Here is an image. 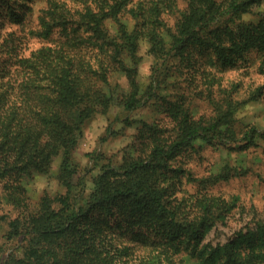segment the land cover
Returning a JSON list of instances; mask_svg holds the SVG:
<instances>
[{
    "label": "rangeland",
    "instance_id": "374dc122",
    "mask_svg": "<svg viewBox=\"0 0 264 264\" xmlns=\"http://www.w3.org/2000/svg\"><path fill=\"white\" fill-rule=\"evenodd\" d=\"M156 2L137 0L147 9ZM112 6L0 0V139L12 156L35 153L0 182V260L24 242L4 239L7 221L43 197L56 204L65 194L66 159L77 206L96 181L132 188L130 197L84 216L89 236L112 242L103 251L113 259L129 253L128 264H264V26L257 25L264 0H246L247 25L234 42L191 39L174 49L153 18L134 26L124 10L111 14ZM163 18L172 27L176 14ZM121 24L136 36L130 52ZM182 124H214L216 132L169 149ZM157 145L170 152L162 167L147 162ZM132 161L147 164L125 174ZM2 185L24 206L9 203ZM153 191L181 220L208 215L215 222L197 236L175 228V241L162 240Z\"/></svg>",
    "mask_w": 264,
    "mask_h": 264
},
{
    "label": "trees",
    "instance_id": "16d2710c",
    "mask_svg": "<svg viewBox=\"0 0 264 264\" xmlns=\"http://www.w3.org/2000/svg\"><path fill=\"white\" fill-rule=\"evenodd\" d=\"M135 1L136 4L134 0H113L110 13H123L122 10H124V13L129 14L131 20L134 21V26L143 24L144 27L150 18H153L154 25L160 28L166 37L171 38L170 49L182 47L191 39H213L217 42L216 44L221 43L220 40L234 42L239 34H243V29L247 25L242 24L244 22L241 19L242 14L249 11V8H245L246 0H184L183 9L179 8L177 0H157L149 9L144 3L137 4V0ZM164 13L174 16L176 14L172 27L168 26L164 20ZM258 16L257 25L264 26V11H258ZM97 23L99 25L101 21ZM120 29L123 30L122 39L127 45L125 49L129 52L134 50L136 36L134 33H127L122 24ZM158 40L162 42L160 36ZM116 48H120L117 49L120 55L116 61L122 64V48L118 43ZM215 50L216 53L219 52V45ZM207 131L215 133L214 124L210 126L182 124L176 131L178 134L176 139L175 137L172 139L174 144L169 149L175 145H189L197 138L203 137L209 141V135L205 134ZM171 136H175V131ZM5 142L6 140L0 139V182L4 178L9 179L11 176H16L14 173L23 170V167L30 164L35 156L34 152L28 154L25 159L21 158L18 152L12 156L8 153ZM169 153L164 146L157 145L151 150L147 162L153 158L155 163L162 167ZM147 162L132 161L124 172L128 174L141 169ZM63 168L66 173L64 180L66 192L63 196L56 198V204L48 197H43L36 209L26 208L18 201L13 189L2 185L9 203L15 207L24 206L21 214L7 221V231L3 237L8 242L20 237L24 242L1 259L0 264H128L129 253L125 257L120 254L115 260L108 252L103 251L104 242L107 246H111L112 242L102 239L101 235H88L87 231L90 228L85 226L84 216L91 207H103L117 199L130 197L132 188L126 185L103 187L100 182L96 181L94 187L83 193L84 205L77 206L79 195L73 190L75 169L68 164L66 159H63ZM150 200L154 204L157 216L165 226V231L161 232L160 238L167 242L168 240L175 241V237L172 236L175 228H188L193 236H197L206 221L215 222L208 215L198 220H181L177 217V211L168 206L159 192L153 191ZM84 206H86L85 209H83ZM203 210L209 212L206 205ZM241 234H243L242 230L234 233L235 236ZM86 238L91 241L76 243L77 240Z\"/></svg>",
    "mask_w": 264,
    "mask_h": 264
}]
</instances>
